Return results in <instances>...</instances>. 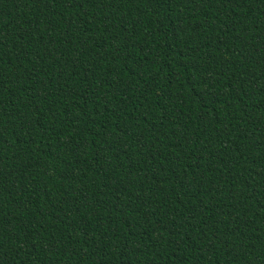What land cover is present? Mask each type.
Returning <instances> with one entry per match:
<instances>
[{"label":"trees","instance_id":"trees-1","mask_svg":"<svg viewBox=\"0 0 264 264\" xmlns=\"http://www.w3.org/2000/svg\"><path fill=\"white\" fill-rule=\"evenodd\" d=\"M0 264H264V0H0Z\"/></svg>","mask_w":264,"mask_h":264}]
</instances>
